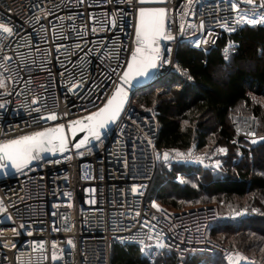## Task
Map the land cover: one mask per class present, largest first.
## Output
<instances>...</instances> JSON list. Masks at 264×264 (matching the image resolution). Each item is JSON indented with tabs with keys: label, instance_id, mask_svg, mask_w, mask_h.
Here are the masks:
<instances>
[{
	"label": "built area",
	"instance_id": "2783aa9c",
	"mask_svg": "<svg viewBox=\"0 0 264 264\" xmlns=\"http://www.w3.org/2000/svg\"><path fill=\"white\" fill-rule=\"evenodd\" d=\"M162 6L172 39H163L164 62L141 89L177 71L179 46L208 50L223 33L264 19V0H165ZM138 7L133 0H0V24L13 28L11 34L0 29V143L100 109L135 49ZM73 84L79 86L69 91ZM51 114L55 120L46 118ZM229 119L238 151L264 142L252 114ZM157 129L153 112L130 98L99 142L1 177L0 264H111L113 244L124 242L170 251L180 260L211 252L225 260L234 251L208 238L219 219L213 205L175 210L148 194L160 166L217 173L227 148L159 149ZM158 241L162 248L154 247Z\"/></svg>",
	"mask_w": 264,
	"mask_h": 264
},
{
	"label": "trees",
	"instance_id": "16d2710c",
	"mask_svg": "<svg viewBox=\"0 0 264 264\" xmlns=\"http://www.w3.org/2000/svg\"><path fill=\"white\" fill-rule=\"evenodd\" d=\"M176 53L177 71L133 96L136 106L149 109L155 116L157 148L178 150L193 146L206 150L214 136L230 151L234 146L229 115L235 112L252 114L258 122V133H264V23L223 33L211 49L198 51L181 45ZM209 117L211 127L207 124ZM263 146L264 142L242 150L249 154ZM233 154L230 151L223 157L222 170L217 173L182 164L170 169L160 166L148 196L163 206L180 209L185 203L201 200L202 194L232 202L253 194L252 216L214 222L208 238L220 247L254 258L256 264H264V235L258 228L252 229V223L264 222L260 214L264 211V178L251 167L232 163ZM179 173L196 179L198 187L176 182L174 178ZM110 256L111 264H227L218 252L190 254L180 260L170 251L152 248L142 253L139 244L130 242L113 244Z\"/></svg>",
	"mask_w": 264,
	"mask_h": 264
},
{
	"label": "snow or ice",
	"instance_id": "6c2138e0",
	"mask_svg": "<svg viewBox=\"0 0 264 264\" xmlns=\"http://www.w3.org/2000/svg\"><path fill=\"white\" fill-rule=\"evenodd\" d=\"M143 4L146 0H133V3ZM249 3L252 0H248ZM235 8L236 5L232 4ZM138 16L135 22V34L137 47L132 54L131 59L127 61V71L124 72L121 80L124 84H130L136 77H146L150 71L156 70L159 67L161 61L160 47L158 41L160 39H172L171 36L165 32L164 14L165 9L163 7H138ZM264 23V19L261 20ZM249 24L256 23V21L249 20ZM0 29L4 33L11 34L13 28L7 27L5 24H0ZM78 84H73L72 89L78 87ZM127 98V92L123 87H116L115 92L107 99V103L104 104L97 112L88 115L85 122L80 120L75 121V125L79 126V130L85 135L78 143L75 144L77 149L89 143L90 139H94L97 142L101 140V130L106 129L110 123L116 122L117 118L121 114V110L124 107L125 100ZM35 102V101H34ZM4 104L0 103V108H3ZM48 120H55V114L48 115ZM64 125L59 124L54 128H46L42 131L33 132L31 135L20 136L16 139H10L6 143H0V169H4L6 163H10L11 167L17 172L27 167L33 160L39 158L41 152H56L57 150L63 152L66 146L65 136L63 135ZM69 130L73 136L76 134V128L70 126ZM248 135H255L254 133H248ZM264 140V138H261ZM256 140H252L251 143H256ZM58 145V147H57ZM220 152H225L226 149L220 148ZM165 160L168 158V154H164ZM218 163V162H217ZM137 186L132 187V192H137ZM153 207L157 205L153 203ZM4 208L0 207V212H3ZM255 211V210H253ZM240 215V213H237ZM72 243L71 240L68 241ZM142 243V241H141ZM55 247V245H53ZM154 247H161L159 241ZM145 249L142 247L141 252ZM151 251V250H149ZM53 261H56V256L53 254Z\"/></svg>",
	"mask_w": 264,
	"mask_h": 264
},
{
	"label": "rangeland",
	"instance_id": "374dc122",
	"mask_svg": "<svg viewBox=\"0 0 264 264\" xmlns=\"http://www.w3.org/2000/svg\"><path fill=\"white\" fill-rule=\"evenodd\" d=\"M229 52H231V51H229ZM228 54L229 53H227V55ZM246 66L251 67V65H249V64H247ZM135 102L137 103V100ZM262 103L264 105V100H262ZM142 107H144V106H142ZM238 110L244 112V109L241 107H239ZM235 113H240V112H235ZM210 119H211V117L208 118L207 124H209L208 126L211 127L212 122ZM261 126H262V123H261ZM210 138H211V136H210ZM211 139L212 140H210V143L208 145L209 147L208 146L206 147L207 149H211L213 147L218 148L219 146L226 147V146H223L220 143V141L217 138H215L214 136ZM217 144H221V145H217ZM228 150L229 149L227 148V153L222 155L221 157H226L227 155H229V153L231 151L234 153L232 158H231L232 163L237 162V166H245L247 169L251 167L253 169L254 173H257L260 177L264 178V146L261 148H258L255 151H252V152L250 151L249 154H245V152L242 149L239 150L240 151L239 152L235 147H234V149H232L230 151H228ZM217 152H219V149ZM234 156H235V160H232L234 158ZM174 179H176V177ZM176 182H178V183L180 182L181 184H185V185H188L191 187H193V186L198 187V185H199V183L196 179H192L189 177L184 178L183 176H181L179 180H176ZM200 196L202 198L201 200L195 201L194 203H185V204H183L182 207L184 208V207H191L194 205L211 204L214 206L216 213L219 215V219H217L215 222H221L223 220L225 221V220H229V219H238V218H246V217L248 218V217L252 216V214H253L252 208H254V205H253L254 203L251 204V200H250L252 198L253 194L248 196L246 199H244V200L242 199V200H239L237 202L236 201L235 202L225 201L224 199L218 200L216 197H213L212 195H209V194L208 195L202 194ZM175 210H177V209H175ZM237 213H240V215H237ZM260 214H262V216H264V211L262 213L260 212ZM238 216H241V217H238ZM258 222L252 223V229L255 230L258 228L259 230H261L260 233H263L262 235H264V222H262L260 220ZM253 226L255 228H253ZM258 239L263 240V238H258ZM220 248L222 250H224V249L229 250L225 247L224 248L220 247ZM145 250H147V251L151 250L152 251V249H145ZM229 251L235 252L237 250L232 249ZM237 253H240V252H237ZM241 254L245 258V261H246L245 264H256L254 262V258H252L248 255H245L244 253H241ZM216 259L217 258H215V260Z\"/></svg>",
	"mask_w": 264,
	"mask_h": 264
},
{
	"label": "water",
	"instance_id": "95a60500",
	"mask_svg": "<svg viewBox=\"0 0 264 264\" xmlns=\"http://www.w3.org/2000/svg\"><path fill=\"white\" fill-rule=\"evenodd\" d=\"M164 1L165 0H146L145 3L140 4V7H163L162 4L164 3ZM137 16H138V11H137ZM137 16H136V19H137ZM165 17H166V10H165V14H164V25H165ZM134 40H135V49H136V47L138 45H137V42H136V34H135V32H134ZM162 42H163V38L158 41L159 47H161ZM135 49H134V51H135ZM131 57H130V59H131ZM125 71H127V65H126L125 70L123 71V73L120 75V77H119V79H118V81L116 83V86L114 87V89L112 90L110 95L108 96V98H109L111 95H113V93L115 92V88L116 87H123L124 90L127 92V98L125 100L124 106H125L126 102L128 101V99H130V98L132 99L133 96L137 92L142 90L141 88L145 84H147V82L153 77V75L155 73V70H152V71H150V73L146 77H136V78H134L131 81L130 84H124L122 82V80H121V77H123ZM105 103H107V101ZM98 110H96L95 112H97ZM95 112H93V113H95ZM77 120H80L81 122H85V123L87 122L85 118L76 119V121ZM74 122L75 121H71V122H68L66 124H62V125H64V128H63L62 132H63V135L65 136V140H66L65 149H68L70 147L76 148L75 144L78 143L79 140L82 139L83 136L85 135V133H83V132H81L79 130V126L75 125ZM110 124L108 126H110ZM70 126L75 127L77 129L75 136H73L72 132L69 130ZM108 126H107V128H108ZM51 128H54V127H51ZM106 129H102L101 130V135L105 132ZM93 140L94 139H90L88 144H90L91 141H93ZM88 144H86V145H88ZM57 147H58V145H57ZM60 152L61 151H59V150H57L54 153L53 152H41L39 154V158L38 159H49L50 156L55 155V154L60 153ZM38 159H36V160H38ZM164 159H165V157L163 156V160ZM36 160H33L30 164H34ZM14 171H15V169L11 167L10 163H6L5 168L4 169H0V178L6 176V174H13ZM225 261H226L227 264H245L246 263L244 256L241 253H237V252L231 253L225 259Z\"/></svg>",
	"mask_w": 264,
	"mask_h": 264
}]
</instances>
